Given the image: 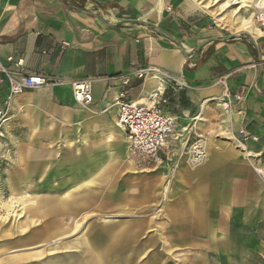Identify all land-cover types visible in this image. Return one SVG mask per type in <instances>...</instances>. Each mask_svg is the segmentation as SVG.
<instances>
[{"label": "crops", "instance_id": "0c3cea01", "mask_svg": "<svg viewBox=\"0 0 264 264\" xmlns=\"http://www.w3.org/2000/svg\"><path fill=\"white\" fill-rule=\"evenodd\" d=\"M229 27L228 22L215 19L192 0H0V66L22 75L42 74L51 81L39 90L10 97V82L0 73V112L5 119L0 120L1 127L14 133V112L26 111L24 120L31 133L23 143L14 144L16 156L14 152L8 156L12 174L8 175L9 189L13 196L27 197L26 208L21 209V218L0 220V234H17L14 248L57 241L31 253L13 255L8 261L139 264L158 244L157 236L144 245L136 241L145 229V222L128 220L142 212L130 208L131 203L140 201L136 188L120 198L110 196V204L121 201L114 208L96 204L119 160L108 141L123 131L116 119L117 107L102 110L113 105L122 91L128 100L157 106L174 117L176 134L194 126L201 135L198 125L204 126L216 112L228 123L217 134L218 142L232 144L248 157L264 152V40L257 38L258 33L234 32ZM18 60L23 61L20 68L15 65ZM139 73H146L145 78H139ZM165 73L186 86H170ZM125 78L130 79L127 86ZM86 79L93 80L91 109L78 104L72 93L71 83ZM227 93L242 96V101L233 98L226 105ZM72 124L74 131L69 129ZM237 129L245 136L256 137L257 142L248 149L234 135ZM100 134L106 140L95 148L91 140ZM46 141L57 143L56 149L45 147ZM129 143L127 139V148ZM182 143L171 138L168 150L159 154L157 163L164 166V171L176 173L173 167ZM221 159L225 158L212 156L189 173L187 181L194 189L206 191L210 203H215L217 196L222 198L215 203L218 208H253V187L259 181L246 163L237 166L230 177L240 189L235 193V205L228 206L232 196L226 191H209L216 168L223 175L220 189L227 188L225 174L231 165ZM129 163L128 168L134 170L133 161ZM35 177L40 182L35 183ZM170 193L169 184L162 194ZM200 201L196 199L189 210H200ZM209 202L203 208H210ZM258 208H264V201ZM93 209L113 216L103 217L100 225H87L79 236L64 242L76 234L83 223L81 218H88ZM84 210L81 217L79 213ZM179 211L176 208L175 214ZM60 218L73 220V225H62ZM6 222L8 226L2 228ZM37 225L40 232H27ZM148 227L160 228L157 217ZM11 244L3 247L11 248ZM160 263L158 254H152L148 264Z\"/></svg>", "mask_w": 264, "mask_h": 264}, {"label": "rangeland", "instance_id": "374dc122", "mask_svg": "<svg viewBox=\"0 0 264 264\" xmlns=\"http://www.w3.org/2000/svg\"><path fill=\"white\" fill-rule=\"evenodd\" d=\"M258 1L260 0H248L247 7L242 4L234 5L231 8L236 12L234 19L254 18L257 12L255 3H258ZM229 12L222 13L218 17H215L210 12L208 13L217 20L228 22L230 20ZM260 36L261 32L257 38ZM83 108L86 109L85 107ZM102 111L104 112V110ZM99 112L101 111L99 110ZM25 114L26 111L14 112V133L4 131L0 125V220H11L13 217L16 220L19 216L21 218L22 216L19 215L20 211L22 208H26L27 204L26 196H13L11 194L8 183V175L12 176L8 156H11L14 152L15 157L17 150L14 148V144L23 143L27 135L31 134L24 120ZM100 116L102 117L103 115ZM225 119V117L213 112V116L207 119L204 126L198 125L200 132H202L201 135L206 141L207 157L197 166L190 165L186 161L187 159L177 160V164L173 167L176 173H171L169 170L164 171V166H160L156 161L149 162L134 157L129 148L130 143L128 148L126 146L128 138L123 131L109 139L108 143L112 154L114 157L119 156V160L116 161V165L111 172V181L103 191L101 198L97 199L98 202L96 204L101 208H114L115 206L113 205L121 201H111L110 204V196H118L120 198L124 193H128L132 187L136 188L137 194L140 196L138 200L140 201L131 203L130 208H138L142 212L131 215L128 220L135 219L145 222V229L140 234V238H136V241H138L139 245H144L150 238L155 236L158 238V244L147 251V254L139 261V264H148L154 253L158 254L160 264H264V208H258L264 201V178L261 175V170H264V160L260 161L264 159V152L257 156L248 157L243 155L236 146L224 141L218 142L216 138L221 127L228 125ZM233 124H236L234 119ZM73 126L74 124L69 127L71 131H74ZM234 135L247 147L257 142L250 140L248 136L242 134L238 129L234 131ZM105 140L106 138L103 134H100V136L92 139L91 143H93L95 148H99ZM80 144L82 143L80 142ZM44 145L48 149H56L57 147V143L50 144L49 141L44 142ZM248 149L250 148L248 147ZM214 155H216L218 160L220 157L225 158L221 160H228L231 166L228 167L225 174V177L228 178L225 182L227 185L226 189H220V186L224 183L222 181L223 175H219L216 168L217 165L213 167L216 170L213 177L214 180L208 188L209 191L216 194H219V191H226L228 195L232 196L228 206L235 205V193L239 192L240 189L235 187L236 183L234 180H230V177H233L234 173L237 172V166L246 163L259 181L253 187L255 190H253L252 195L253 197L255 196L254 200H252L253 208H218L215 203L222 198L217 196L215 203H213L214 200L210 203L211 198H208L206 191L194 189L195 186L187 181L189 173L195 172ZM129 160L133 161L134 170L128 168L130 165ZM37 182H40V180L35 177V183ZM169 184L171 193L164 196L162 190ZM203 194L206 196L205 199L204 197L201 198ZM106 195L109 199H106ZM196 196H199V198H196ZM196 199L201 200L198 204L201 209L189 210V206H193L196 203ZM208 202L210 203V208H203V204L205 203L206 205ZM96 204L93 205V208L97 207ZM124 204L129 203L125 202ZM176 208H180L177 215L175 214ZM138 209L134 211H139ZM170 209L171 211L169 212ZM85 213L84 210L79 215L83 217ZM105 216H113V214L111 212H96V209H93L88 218L85 220L81 218L83 223L76 234L67 237L64 242L71 241L79 236L83 230L82 228L87 225H100ZM153 217H157V224L160 228L148 227L149 221ZM60 220L62 225H73V220L67 218H60ZM40 225L31 226L27 232H30V234L40 232ZM7 226L8 223L6 222L1 227L6 228ZM3 234H0V264H13L8 261L13 255L16 257L31 253L57 242L56 239H51L44 243L22 247L18 245L14 248V239H17V234L14 235V232ZM8 243H12V247L4 248L3 246ZM39 262L38 259H31L18 264H38Z\"/></svg>", "mask_w": 264, "mask_h": 264}, {"label": "built area", "instance_id": "2783aa9c", "mask_svg": "<svg viewBox=\"0 0 264 264\" xmlns=\"http://www.w3.org/2000/svg\"><path fill=\"white\" fill-rule=\"evenodd\" d=\"M258 27L261 32V39L264 40V9L259 13ZM9 62H14L13 58H8ZM17 68L23 66V61L15 62ZM0 73L5 74L10 82V97H15L26 92L36 91L47 86L51 81L42 74L22 75L18 71L10 72L0 66ZM146 73H139V78H145ZM170 86L179 83L177 79L169 74H163ZM124 85L130 84V79L123 80ZM93 80H78L71 83L74 100L85 108L94 105ZM179 88L186 85L178 84ZM229 105L233 98L235 101H242V96L226 94ZM232 97V98H231ZM117 107V120L123 132L130 141V151L134 157L147 160L149 162L159 160V154L168 150L171 138L183 142L184 146L178 154V161L187 159L192 166L201 164L207 157L206 141L202 135L196 133L194 126L184 129L180 134L175 133L176 119L162 111L157 106H141L127 99L125 91L119 93L113 105H107L104 112ZM4 113L0 112V120H3ZM186 134L184 138L183 134ZM176 135L177 137H173ZM250 140L257 141L256 137L248 136ZM264 178V170H261Z\"/></svg>", "mask_w": 264, "mask_h": 264}, {"label": "bare ground", "instance_id": "6f19581e", "mask_svg": "<svg viewBox=\"0 0 264 264\" xmlns=\"http://www.w3.org/2000/svg\"><path fill=\"white\" fill-rule=\"evenodd\" d=\"M192 1L194 2L196 6L210 12L215 17H218L220 14L227 13L228 11H230L228 14V16H230V20H228V23L230 26L229 28L234 32L248 31L253 34H257V33L258 35L260 34V30L258 28L257 23L259 20V17H258L259 13L261 10L264 9V0H260L258 1V3L257 2L255 3V6H257L256 8L257 12L255 13L254 18L243 19L240 23L235 22L234 17L236 16V12H234L233 9L231 8L236 4H242L244 7H247L248 0H192ZM222 1H224V3L221 4ZM4 120H2L1 122H3ZM233 140L237 141V138L234 137Z\"/></svg>", "mask_w": 264, "mask_h": 264}]
</instances>
